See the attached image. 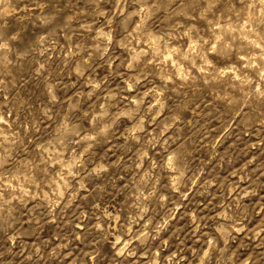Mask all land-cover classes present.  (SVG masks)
<instances>
[{"label": "rangeland", "instance_id": "obj_1", "mask_svg": "<svg viewBox=\"0 0 264 264\" xmlns=\"http://www.w3.org/2000/svg\"><path fill=\"white\" fill-rule=\"evenodd\" d=\"M0 264H264V0H0Z\"/></svg>", "mask_w": 264, "mask_h": 264}]
</instances>
